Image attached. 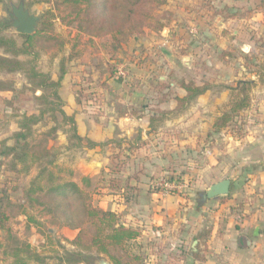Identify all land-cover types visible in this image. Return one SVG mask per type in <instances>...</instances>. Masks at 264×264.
<instances>
[{
    "label": "rangeland",
    "instance_id": "374dc122",
    "mask_svg": "<svg viewBox=\"0 0 264 264\" xmlns=\"http://www.w3.org/2000/svg\"><path fill=\"white\" fill-rule=\"evenodd\" d=\"M179 1L168 0L166 5L153 8L152 16L155 19L151 21V25L155 23V20L167 22L168 18H170V25L173 23V25L177 24V26L185 27L184 33H187L188 40L183 38L182 46L177 47V50H185L190 47L191 50L187 48L188 52L186 54V57H189H184L185 59H182L183 56L176 58V73H173L174 70L170 74L165 71L148 78L143 76L144 73L139 69L138 64L141 60L154 63L152 61L154 54H143V46L146 43L152 44L158 40L152 35L151 32L154 31L151 29L145 28L144 34L131 37L115 53L111 51V42L106 36L89 39L88 36L81 33L78 34L75 24L66 26L56 18L53 29L66 41L62 50H53L51 52L39 50L38 56L35 58L33 55L25 56L24 58H34L37 69L50 76L53 80H57L61 63L64 62L65 75L62 82L64 81L67 84H65L63 89H60V92L63 93L62 97L66 101L59 93L58 98L53 95V89H55L53 86L33 90L31 87L33 84L31 83V85L28 82L26 74L23 72H0V82L11 87L10 91H0V143L6 142L13 145L14 140L11 136L15 129L17 130L19 125L25 122L24 116H27V114H29L28 116L33 115L36 121L31 124V134L28 132L25 140L32 143L33 140V142H38L42 138L46 139L49 146L52 147V153L54 154L52 158L55 159L54 165L63 169L59 172V175L67 179H73L80 186H84L85 183L82 178L87 176L79 174V170L69 166L73 163L66 164L63 162L73 161V156L75 155L83 156V150H81L82 147L80 145H90V143L89 141H80V139L73 137L75 132L73 126L74 117L72 118L73 120L69 119L73 115L69 113L68 106L65 103L69 101L70 92L73 94L74 92L77 93L75 97L84 106L85 113L89 112L92 118L97 121L103 120L104 126L102 128L107 129L108 74L114 76L115 79L123 80L131 87L138 86L142 80L151 79L174 82L180 79H190L196 82L207 81L211 85L208 96L211 98L210 100H216L218 103L208 108V110L212 109V112H221L228 107L231 99L229 87L234 86L237 80L253 79L255 80V85L250 91L251 104L240 112L235 122L230 125L228 132L236 137H241V144L244 142L248 143V134H253V136L257 134L256 132L264 134V6H262L264 4L261 5L264 0H195L194 4H188L186 7L178 6ZM11 3L17 4L18 0H0V33L12 34L21 43L22 37L20 34L15 32L11 24L5 21L8 18V11H11ZM24 3L31 12L40 15L41 19L43 12L49 8V5L43 0H24ZM173 3H177L175 6L180 10V15L171 11L170 7L172 8ZM224 6L226 8L220 15L215 14L216 10ZM171 13H174L175 16L171 17ZM231 14L236 16L223 17ZM249 14L250 17H247ZM192 16L194 19H192ZM197 19L198 21L196 22ZM170 25H168L169 28ZM181 38L182 36H180L179 40ZM171 52L173 51L171 50ZM0 53H2L1 49ZM70 55L73 57L66 61ZM119 65L124 66L126 69V76L122 77L118 73L117 67ZM159 75L163 76L164 80L159 79ZM68 84H71V87ZM57 90L59 92L58 87ZM63 107L68 113H65ZM110 112L108 113L109 116ZM52 127H55L56 130L51 131ZM6 138L10 139L6 141ZM259 139L262 146L263 139L262 137ZM164 140L165 142L167 141L166 139ZM164 140L162 138L158 140L160 148L165 144ZM224 141V139H217L215 152L223 157V176L231 179V187H234L231 195L238 193L242 187L249 189V194H251L250 189L255 188L256 184L251 182V187L247 181L252 178H255L256 183H261L259 186L264 188L263 168H248L249 165H241L235 170L230 169V165L234 163L236 158L228 156V147ZM256 150L260 151L259 148ZM238 152L234 156H240ZM158 154L162 156L164 153L159 152ZM197 154L201 155L202 159H199L196 154L188 152L179 155L182 159L175 163L171 173L162 174L160 172L161 174L156 176H154V173L150 174L149 181L166 176L171 178L177 185L182 184V186L174 188L170 193L177 198L176 203L180 207H185L188 203L195 207L203 206L206 203L205 200L201 199V193L208 186L207 180L204 178L205 173L202 172V168L198 167L197 162L190 163L188 161L189 158H198L201 162L204 161V158L207 159V154ZM185 158L188 159L186 160ZM121 159L123 160V166L120 167V170L124 171V176L127 174L136 175L141 171L139 164H133L134 167H131V165H128L130 164L129 161L123 157ZM8 160L9 158L5 160L7 161V166ZM3 167L5 166L0 167V176L3 175ZM106 167H103L100 162L94 164L95 175L92 179L90 178L88 187H85L91 193L92 203H101L105 207H107V194L104 193L107 192L105 190L107 189ZM131 171L133 172L131 173ZM19 173L16 175L9 173L2 189L3 206H5L6 202L8 206L10 204L12 206L10 207V219L6 223L10 232L0 229V241L2 242L0 245V264H9L13 260L15 250H20L23 240L28 241L33 250L47 264H70L67 261L70 254L81 258L78 264H95L100 259H105L112 264L109 258L103 254L98 255L92 250L80 249L71 244L70 240L75 236L76 230L65 226L60 217L53 220L48 214L42 213L39 208L27 206L22 198V192L37 173V169L32 168L29 173ZM9 176H13L12 180ZM136 176L138 177V175ZM105 185L104 191H99ZM121 185L125 184L118 182V186ZM150 190L161 195L155 188H148V191ZM144 191L146 192V190ZM243 193L249 196L244 190ZM134 195V191L128 192L129 199H133ZM177 209H179L178 206ZM173 220L170 224L173 227L171 232L165 231V233H162V230H160L165 242V238L169 236L173 238V235L178 232L181 226V222L178 219L176 221ZM9 235L11 237L8 240ZM151 236H145L143 239L148 246H151L152 243L155 245L158 242V239H154L155 235ZM136 242V240H132L126 243V250L129 254H135L140 257L139 260L132 261V264H144V256L146 255L144 251L136 249ZM158 249L157 247L155 249L151 248L148 252L155 254ZM114 255L122 258L124 262L129 260L127 255L124 256L122 253H114ZM29 262L34 264L32 260H29Z\"/></svg>",
    "mask_w": 264,
    "mask_h": 264
},
{
    "label": "crops",
    "instance_id": "0c3cea01",
    "mask_svg": "<svg viewBox=\"0 0 264 264\" xmlns=\"http://www.w3.org/2000/svg\"><path fill=\"white\" fill-rule=\"evenodd\" d=\"M194 3L195 0H180L178 6L186 7ZM175 4L177 3H173L170 9L180 15V10ZM174 13H171V17L175 16ZM168 25L158 33L151 32L158 40L143 46V54H154L152 60L154 63L141 60L138 64L145 78L165 71L170 74L174 70L173 73H176V58L186 57L188 47L185 50H177V47L182 46L183 38L187 39V33H184L186 28L173 23L170 28ZM180 36L182 38L179 40ZM188 49L191 50L190 47ZM159 79L164 80L160 75ZM65 84L67 83L61 82L59 87L58 93L61 97L63 93L60 89H63ZM68 86L71 87V84ZM166 93V97H162ZM208 93L209 90L178 109L174 96L182 95L183 91L177 86V82L151 79L142 80L138 86L131 87L123 80L115 79L108 74L107 129L102 128L103 120L97 121L89 112H86L88 113L86 115L84 106L76 100L77 93L70 92L69 101L65 103L69 113L74 117L76 135L80 141H89L90 145H80L83 156L75 155L73 161L63 163H73L69 166L79 170V174L92 179L95 175L93 165L100 162L103 167L107 165V181L110 178H117L123 184L135 188L133 199L123 203L113 202L112 194L121 193L124 189L113 190L108 187L107 209H118L121 222L140 230L141 235L136 239V249L144 251L146 255L144 264H264V188L259 186L261 183H256L255 178L247 181L251 187V182L256 184L255 188L250 189L251 194L249 189L242 187L238 193L231 195L234 187H231L230 179V191L227 195L206 199V203L198 207L190 203L180 207L173 194L159 195L148 191L150 174L154 173L156 176L161 174L160 172L162 174L173 172L175 163L182 159L179 155L186 152L196 154L199 159H202V156L197 153L207 154V159L204 158L203 162L198 158L185 159L190 163L197 162L198 167L205 173L204 178L208 186L226 178L222 173L223 157L215 152L218 138L225 140L228 156L236 158L230 165L231 170L241 165L264 170V134L258 132L255 136L248 134V143L242 144L241 137H236L226 130L207 137L212 120L220 113L208 110L209 107L218 104L216 100H210ZM64 111L68 113L67 110ZM260 137L263 139L262 146L261 141L259 142ZM161 138L167 141L164 140L165 144L160 148L158 140ZM115 143L121 144L123 154L121 157L129 161L128 165L131 167H134L133 164L140 165L141 171L136 174L138 177L135 174L124 176L122 169L118 173H113L111 168H116L114 165L117 160H111L109 154ZM1 145L2 143L0 147ZM257 148L261 152L256 150ZM159 152L164 154L160 156ZM237 152L240 156H234ZM243 190L249 196L245 195ZM213 207L215 208L212 210ZM172 219L181 222L178 232L173 235L174 240L169 236L165 238V242L163 236L160 238L154 236V239H158L155 245L152 243L148 246L144 243V237H152L156 231L171 232ZM172 244L175 245L174 249H171ZM156 247L159 249L155 254L148 252ZM195 255H198V258L194 257Z\"/></svg>",
    "mask_w": 264,
    "mask_h": 264
},
{
    "label": "trees",
    "instance_id": "16d2710c",
    "mask_svg": "<svg viewBox=\"0 0 264 264\" xmlns=\"http://www.w3.org/2000/svg\"><path fill=\"white\" fill-rule=\"evenodd\" d=\"M43 1L49 5V8L43 12L42 19L34 33L20 34L22 37L21 43L12 34L0 33V49L2 50V53H0V72H23L26 74L28 82L33 84H31L33 90L53 86L55 88L53 89V95L57 98L59 97L57 87H60L65 75L64 62L61 63L57 80H53L47 74L39 71L34 63V58L38 56L39 50L46 52L60 51L66 43L53 29L56 18L66 26L75 24L78 34L81 33L88 36L89 39L106 36L111 42V51L115 53L131 37L144 34L145 28L158 33L170 21V18H168L167 22L155 20V23L151 25V21L155 19L152 16V9L166 5L168 0ZM262 4L264 2H261ZM225 8L226 6L216 10L215 14L220 15ZM234 16L236 15L231 14L223 17ZM247 17H250V14ZM29 55H33L34 58H24ZM72 57V55L68 56L66 61ZM254 85L255 80L253 79H240L236 81L234 86L229 87L231 99L228 107L212 120L207 137L222 130L228 131L240 112L250 106V91ZM163 86L164 83L162 82ZM177 86L183 91L182 95L177 94L174 96L176 108L178 109L183 108L197 96L204 94L211 88L207 81L196 82L190 79L178 80ZM10 90L11 87L0 82V91ZM165 95L167 93L162 97H166ZM76 100L80 101L77 98ZM28 115L23 117L25 122L21 123L11 136L14 140L13 145H5L3 142L0 147V167L5 166L2 171L3 175L0 176V229L10 232L6 223L10 219V207L12 205L9 203L10 206H8L6 202L5 206H3L4 197L2 190L8 174L29 173L32 168H36L37 173L22 192V198L27 206L39 208L42 213L48 214L53 220L60 217L65 226L75 229V236L70 242L80 249L92 250L98 255L103 254L109 258L112 264H132V261L139 260L140 257L138 255L127 252L126 243L136 240L141 235L140 230L121 222L118 209H107L101 203H92L91 193L85 189L90 183L91 179L89 177L82 178L85 185L80 186L75 180L59 175V172L63 169L54 165L55 159L52 158L54 154L47 140L42 138L38 142H33V140L32 143L25 140L28 132L31 134V124L36 121L32 114V116ZM72 118L73 116L69 119L73 120ZM55 130V127L51 128V131ZM73 137L80 139L75 132ZM132 147H128V149H132ZM122 155L121 144L115 143L109 154L111 160H117L114 165L117 167L111 168L113 173H118L120 167L123 166ZM6 158H9L8 166L6 165ZM21 166L23 167L20 168ZM12 177L9 176L11 180ZM118 182L121 181L117 178H110L107 181V188L110 187L113 190L124 189L121 193L112 194V201L127 203L131 200L128 198V192L135 191V188L129 187L126 183L118 186ZM105 187L106 185L102 186L99 191H104ZM127 189L129 190L126 191ZM104 193L109 194L107 192ZM10 237L11 235L8 236V240ZM1 243L0 241V245ZM114 253L127 255L129 260L124 262L119 256L116 257ZM194 257L198 258V255ZM29 260L34 261V264H47L33 250L30 243L23 240L20 250H15L13 260L9 264H30ZM80 260L81 258L71 254L67 258L70 264H78Z\"/></svg>",
    "mask_w": 264,
    "mask_h": 264
},
{
    "label": "water",
    "instance_id": "95a60500",
    "mask_svg": "<svg viewBox=\"0 0 264 264\" xmlns=\"http://www.w3.org/2000/svg\"><path fill=\"white\" fill-rule=\"evenodd\" d=\"M12 11H8L6 22L11 24L15 32L19 34H32L36 31L41 16L31 12L24 3L18 0L17 4H10ZM230 191V179L223 178L214 182L201 193V199H211L220 195H227ZM95 264H110L105 259L98 260Z\"/></svg>",
    "mask_w": 264,
    "mask_h": 264
},
{
    "label": "built area",
    "instance_id": "2783aa9c",
    "mask_svg": "<svg viewBox=\"0 0 264 264\" xmlns=\"http://www.w3.org/2000/svg\"><path fill=\"white\" fill-rule=\"evenodd\" d=\"M118 69V73L124 77L126 76V69L124 68V66H118L117 67ZM182 186V184H180ZM180 185H177L174 181H171L169 180L168 177L166 176H162V177H159V178H156L154 180H152L150 182V187L152 188H155L156 190H158L162 195H168L171 193V191L174 189V188H177V187H180ZM155 237L156 238H160L161 235H160V232L159 231H156L155 232ZM174 249L175 248V245H171V249Z\"/></svg>",
    "mask_w": 264,
    "mask_h": 264
},
{
    "label": "flooded vegetation",
    "instance_id": "af4514ba",
    "mask_svg": "<svg viewBox=\"0 0 264 264\" xmlns=\"http://www.w3.org/2000/svg\"><path fill=\"white\" fill-rule=\"evenodd\" d=\"M11 8V7H10ZM12 11V9H10Z\"/></svg>",
    "mask_w": 264,
    "mask_h": 264
}]
</instances>
